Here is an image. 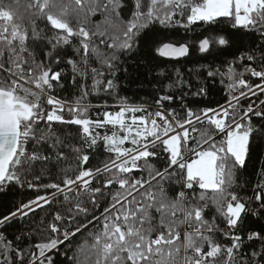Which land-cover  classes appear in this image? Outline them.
Masks as SVG:
<instances>
[{
	"label": "snow or ice",
	"instance_id": "1",
	"mask_svg": "<svg viewBox=\"0 0 264 264\" xmlns=\"http://www.w3.org/2000/svg\"><path fill=\"white\" fill-rule=\"evenodd\" d=\"M125 9L127 20L121 16ZM97 14L118 34L101 31L99 24L89 27ZM223 20L230 21V30L216 32ZM199 23L209 26V34L197 42L198 52L232 57L222 61L223 69H205L208 79L219 77L224 86L222 103L194 110L181 93L178 110L171 107L177 98L172 92L161 95L152 111L120 100L118 110H107L112 106L105 101L94 106L95 118L89 115L90 95H111L118 87L120 52L152 34L159 57H186L188 43L166 42L172 40L169 33ZM101 46L110 51L100 55ZM65 49L76 58L65 59ZM94 54L99 67L90 62ZM64 64L71 67L73 85L77 77L81 81L72 101L53 94L63 87ZM167 87L191 84L178 75ZM194 95L206 98L208 92L200 87ZM262 97L264 0L0 3V189L36 193L0 217V228L37 210L45 213L35 239L33 230L11 239L0 231V264H54L59 247L85 230L92 241L88 264H264V231L236 232L250 209L233 190L234 169L244 167L250 138L259 131L252 120L264 121ZM61 126H74L76 135H57ZM109 127L111 134L99 131ZM100 142L114 157L93 167L86 152ZM38 162L45 167L37 168ZM69 162L74 166L61 167ZM47 165L62 175L52 177ZM174 180L182 190L169 197L165 184ZM248 200L264 209V171ZM210 207L216 215L206 218ZM72 264H79L75 257Z\"/></svg>",
	"mask_w": 264,
	"mask_h": 264
},
{
	"label": "trees",
	"instance_id": "2",
	"mask_svg": "<svg viewBox=\"0 0 264 264\" xmlns=\"http://www.w3.org/2000/svg\"><path fill=\"white\" fill-rule=\"evenodd\" d=\"M27 2H29V0H21L22 4ZM197 2H199V0H197ZM0 3L7 5L11 3V0H0ZM125 3H129V0H125ZM121 16L125 20L129 18L127 9L121 11ZM103 21L104 18L100 14L91 16L89 18V27L99 24L101 26V31H106L107 34L112 35L118 34L117 30L113 29L111 25L103 23ZM38 26L41 30H46V25L44 23H39ZM208 27L209 26L206 24L199 23L193 25L187 32H185L183 28H180L179 30H173L169 33L172 40L166 42H184L188 43L190 47L189 55L180 60H168L159 57L158 54L152 50V34H149L147 40L140 41L139 46L134 47L131 51L120 52L115 81L118 87L111 95L102 90L99 94L90 95L88 97L90 104L95 106L97 104H103L106 101L109 106H112L117 104L120 100H123L132 106H153L161 95L171 94L172 92L176 93L177 98L172 101L171 107L178 110H180L179 96L181 93L186 94L184 99L187 107L193 108L194 110L203 106H214L217 102L222 103L224 101L225 88L221 85L219 77H217L215 82L208 79L205 69L209 65H215L223 69L225 66L222 64V61L225 59L231 60L232 57L230 55L220 56L214 51L210 54L198 52L197 42L202 36L209 34V32L206 31ZM223 30H230V21L223 20L219 27L215 29L216 32H221ZM236 38L243 46H247L249 43L246 37L241 40V35L239 33L236 34ZM29 43L40 49L47 48V45L43 42L33 43L30 40ZM109 51L110 50L107 49L106 46H101L99 54L104 55ZM70 56L76 58L73 56L71 49H65L64 58L67 59ZM90 62L93 66H100L95 60V54ZM54 67L56 66L54 65ZM62 67L64 68V76L61 81L63 87L57 88L53 94L60 99L72 101L81 81L79 77H77V83L73 85V72L71 67L66 64L62 65ZM105 75L107 76V73H105ZM178 75L186 83L191 84V87H184L179 90L175 87L169 89L167 86L174 84ZM88 83L91 84L90 79ZM227 83L228 81L225 79L224 84L226 85ZM200 87H205L207 89L208 95L206 98L194 95ZM96 111L97 109L91 108L89 115L95 118ZM141 114L142 113H137V115ZM180 114L183 115L182 110ZM252 124L254 128L259 131H254L250 138L248 157L244 167L234 169L233 175V190L243 196L244 200L247 201V207L250 209L246 215L242 216V223L239 228L236 229L237 234H241L243 230H247L248 232L264 231V209H262L258 203L248 200V198L253 195V185L261 172L264 171V127H262L264 121L254 117ZM198 127L204 126L198 125ZM100 131L102 133L108 131V133L111 134V128ZM76 132L77 129L74 126H61L57 131V135L63 137L71 134L75 136ZM73 143L77 147L80 146L78 141H73ZM45 154H49L47 150ZM86 154L93 158L90 161L93 167L102 166L105 160L114 157V154L108 153L102 144H98L94 150L88 149ZM36 166L37 168L45 167V165L39 162ZM73 166L74 165L69 162L63 164L61 167L70 168ZM47 167L51 169L52 177H59L62 175L60 168H52L51 165H47ZM156 167H159V164H157ZM178 178L179 177H177V179ZM46 180L47 182H56V179L53 178H46ZM165 188L167 189L169 197H174L178 191L182 190L181 186L177 184L175 180L171 183H166ZM194 188L197 193L200 191L196 186H194ZM35 194V192L27 188H9L7 191L0 190V217L8 213L16 204L26 202L29 198L34 197ZM100 207L102 210L103 203H101ZM215 215V208L210 207L206 218H211ZM42 216H45V213L37 210V213L30 215L28 218L12 221L7 227L0 228V231L8 234V238L11 239L17 234L33 230L35 232L33 238L35 239L40 234L38 226L40 225V218ZM217 222L219 223L220 221L218 220ZM221 226L223 227L224 225L221 224ZM89 227L91 228V226ZM91 243L92 241L89 237L88 230H85L83 234L77 233L70 243L66 241L54 253V264H72L74 257L78 260L79 264H88Z\"/></svg>",
	"mask_w": 264,
	"mask_h": 264
},
{
	"label": "built area",
	"instance_id": "3",
	"mask_svg": "<svg viewBox=\"0 0 264 264\" xmlns=\"http://www.w3.org/2000/svg\"><path fill=\"white\" fill-rule=\"evenodd\" d=\"M119 103V102H118ZM117 103V104H118ZM41 104L42 105H44V106H46V108L48 107L47 105H46V103H45V100H44V98H42L41 99ZM117 104H115V105H117ZM115 105H112V107H109L107 110H109V111H115V110H118V108H116L115 107ZM129 105V104H128ZM129 106H132V105H129ZM92 108H95L94 106L92 107ZM96 109V108H95ZM155 109V106H152V107H150V108H148V110L149 111H152V110H154ZM50 110V109H49ZM103 110V109H102ZM54 127H56L55 125H54ZM218 139L220 138V137H217ZM142 163V162H141ZM0 190H2V189H0ZM22 219V218H21ZM21 219H19V220H21Z\"/></svg>",
	"mask_w": 264,
	"mask_h": 264
},
{
	"label": "water",
	"instance_id": "4",
	"mask_svg": "<svg viewBox=\"0 0 264 264\" xmlns=\"http://www.w3.org/2000/svg\"><path fill=\"white\" fill-rule=\"evenodd\" d=\"M187 57V56H186ZM161 58H163V57H161ZM183 58H185V57H182V58H179V59H171V58H163V59H168V60H180V59H183Z\"/></svg>",
	"mask_w": 264,
	"mask_h": 264
},
{
	"label": "bare ground",
	"instance_id": "5",
	"mask_svg": "<svg viewBox=\"0 0 264 264\" xmlns=\"http://www.w3.org/2000/svg\"><path fill=\"white\" fill-rule=\"evenodd\" d=\"M43 106H44V105H43ZM153 106H155V105H153ZM44 107H46V106H44ZM142 107L148 109V108H150V107H152V106H142Z\"/></svg>",
	"mask_w": 264,
	"mask_h": 264
},
{
	"label": "rangeland",
	"instance_id": "6",
	"mask_svg": "<svg viewBox=\"0 0 264 264\" xmlns=\"http://www.w3.org/2000/svg\"><path fill=\"white\" fill-rule=\"evenodd\" d=\"M109 128H110V127H109ZM102 130H106V129H102ZM99 131H100V130H99ZM100 132H101V131H100ZM101 134H103V133L101 132ZM98 144H102V142H100V143H98ZM102 145H103V144H102ZM126 145H127V144H126ZM126 145H125V146H126Z\"/></svg>",
	"mask_w": 264,
	"mask_h": 264
}]
</instances>
